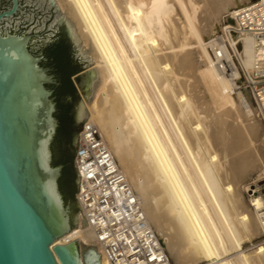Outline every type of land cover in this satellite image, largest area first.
Returning <instances> with one entry per match:
<instances>
[{
	"label": "bare ground",
	"instance_id": "6f19581e",
	"mask_svg": "<svg viewBox=\"0 0 264 264\" xmlns=\"http://www.w3.org/2000/svg\"><path fill=\"white\" fill-rule=\"evenodd\" d=\"M58 1L97 66L87 121L99 129L149 227L166 231L180 264H264L263 242L236 261L227 258L264 235V198L256 186L247 204L243 184L255 172L256 181L264 178V126L250 95L237 88V63L228 77L210 50L225 25L236 27V9L252 0ZM240 40L241 65L250 70L264 48L251 35ZM77 239H94L100 264H109L88 226L56 244Z\"/></svg>",
	"mask_w": 264,
	"mask_h": 264
},
{
	"label": "water",
	"instance_id": "95a60500",
	"mask_svg": "<svg viewBox=\"0 0 264 264\" xmlns=\"http://www.w3.org/2000/svg\"><path fill=\"white\" fill-rule=\"evenodd\" d=\"M13 3L12 10L0 16H9L2 29L12 33L0 35V264H81L78 239L56 244L77 227L81 214L77 200L74 208L65 203L59 188L62 166L53 164L66 133L56 135L59 123L53 96L60 109L68 103L70 90L65 85L54 88L53 94L49 86L57 83L42 63L47 58L60 80L69 73L50 47L66 37L67 54L79 71L71 76L79 119L72 132L74 169L78 133L90 116L87 108L98 72L88 58L90 47L82 51L74 25L55 0ZM10 8L11 0H0V13ZM76 174L78 193L80 175ZM87 226L82 216L81 229ZM82 256L84 264H100L97 247L89 246Z\"/></svg>",
	"mask_w": 264,
	"mask_h": 264
},
{
	"label": "built area",
	"instance_id": "2783aa9c",
	"mask_svg": "<svg viewBox=\"0 0 264 264\" xmlns=\"http://www.w3.org/2000/svg\"><path fill=\"white\" fill-rule=\"evenodd\" d=\"M232 19L236 27L225 25L210 50L219 70L228 77L236 69L233 60L237 63V88L250 95L256 116L264 126V58H257L250 70L244 69L239 49L240 38L248 35L256 40L257 47L264 48V0L236 9ZM233 34L237 39L231 45L229 39ZM233 81L238 80L234 77ZM78 141L75 169L80 184L76 200L109 264H173L162 240L147 224L99 129L86 121Z\"/></svg>",
	"mask_w": 264,
	"mask_h": 264
},
{
	"label": "trees",
	"instance_id": "16d2710c",
	"mask_svg": "<svg viewBox=\"0 0 264 264\" xmlns=\"http://www.w3.org/2000/svg\"><path fill=\"white\" fill-rule=\"evenodd\" d=\"M67 51L68 47L63 40L59 44H57L54 49H52L55 59L60 63H63L65 67L70 69L69 73H67L63 77V79H61L62 85L58 88H62L65 85H68L70 90V96L74 102L77 99V96L75 87L71 82V76L78 73L79 71L75 65L72 66ZM69 108L70 105L67 103L64 107H60V110L57 114V118L60 121V127L57 130V136H59L63 130H66V133L64 143L61 144L59 148V157L54 159L53 164L55 166H62V173L59 179V188L63 194L65 203H69L74 208V205L76 204L75 195L77 192V174L74 169L73 163L75 153H72L70 151L73 132V121L72 116L69 115Z\"/></svg>",
	"mask_w": 264,
	"mask_h": 264
},
{
	"label": "rangeland",
	"instance_id": "374dc122",
	"mask_svg": "<svg viewBox=\"0 0 264 264\" xmlns=\"http://www.w3.org/2000/svg\"><path fill=\"white\" fill-rule=\"evenodd\" d=\"M56 1H58V0H55V2ZM256 1H258V0H252V2H256ZM251 2V3H252ZM56 4L58 5V7H59V9H60V12L61 13H64V14H66V16H68V12H66V10L65 9H63L62 8V6H61V4L59 3V1L58 2H56ZM62 8V9H61ZM81 46H84L83 48H82V50L83 51H87L88 49H89V47H85V45H84V43L83 42H81ZM88 58H92L90 55H88ZM91 62H93V67H95L96 66V64H95V62H94V60H91ZM97 67V66H96ZM95 67V68H96ZM96 70H97V68H96ZM99 82H100V79H99V81L98 82H96L95 83V88H94V91H93V96H92V99L94 98V94H95V91H96V89H97V87H98V85H99ZM92 101V100H91ZM259 174V172H255V173H253L252 174V176H251V179L250 180H246L243 184H244V197H245V200H246V202H247V204H249V201H250V195H249V190H252V189H255V187L256 186H259V192L257 193V195H259L260 197H263L264 198V178H263V180H261V181H256V178H257V175ZM75 198H76V195H75ZM80 214L78 215V225H77V227H75V228H78V227H80V225H81V220H80ZM169 233V232H168ZM165 235H166V231H165V233L164 234H162V235H158L159 237H160V239L162 240V242H163V244H164V247L166 248V251H167V253L169 254V256H170V258H171V260H172V263L173 264H178L179 263V261L181 262V260H179L178 258H177V255L175 256V255H173L172 253H171V251H169V249H168V247H167V243H168V234H167V236L165 237ZM92 236V235H91ZM92 238V237H91ZM94 239H92V241H90V242H88L87 244H85V243H83V242H81V241H79L78 240V245H79V253H80V255H81V257L83 258V256H82V251L83 250H86L89 246H93V247H97L96 245H95V243H94V241H93ZM254 241L253 242H251V243H245V244H243L242 245V247L240 248V250H232V251H230L228 254H227V258H232L234 261H236L235 259L237 258V256L236 255H238L239 253H241L242 251V253H248L251 249H252V247L253 246H255V244L256 243H258V244H260L259 242L260 241H262V240H264V235L263 236H258V237H256L255 239H253ZM253 245V246H252ZM97 251H98V247H97ZM241 251V252H240ZM239 252V253H238ZM173 255V256H172ZM175 256V257H174ZM236 256V257H235ZM173 257H174V259H173ZM190 262V264H215L216 263V259L215 258H210V259H200V260H198V261H191V260H184V262L182 261V263L181 264H188L189 262ZM180 264V263H179Z\"/></svg>",
	"mask_w": 264,
	"mask_h": 264
},
{
	"label": "flooded vegetation",
	"instance_id": "af4514ba",
	"mask_svg": "<svg viewBox=\"0 0 264 264\" xmlns=\"http://www.w3.org/2000/svg\"><path fill=\"white\" fill-rule=\"evenodd\" d=\"M13 1L14 0H11V8L10 9H8V10H6V11H4V12H2V13H0V16H2L3 14H5V13H7V12H9V11H11L12 10V8H13V5H14V3H13ZM17 5H18V0H17ZM17 11V10H16ZM14 14V13H13ZM13 14H11L10 16H12ZM5 17H9V16H3L1 19H0V35H6V34H12V33H4L3 32V20H4V18ZM17 35V34H16ZM64 41L65 42V44L67 45V47H69L68 46V44H67V39H66V37H65V39H61L59 42H57V43H54V44H52L50 47L52 48V49H54L55 48V46L57 45V44H59L61 41ZM67 40V41H66ZM68 50H69V48H68ZM30 51L33 53V54H35L36 55V53H34L31 49H30ZM47 64H49V61L47 60V58H46V60H45V62H43L42 63V65L44 66V67H46V68H49L50 70H51V74L52 75H54V80L56 81V85H50L49 86V88H51V90L53 91V94H54V88H58V87H60L61 85H62V83H61V80L59 79V77H58V75L56 74V70L54 69V68H52L50 65H47ZM79 73V72H78ZM78 73H76V74H78ZM75 74V75H76ZM54 98H55V102H56V105H57V112H56V117H57V114H58V112H59V107H58V103H57V100H56V96H53ZM67 102H68V104L70 105V108H69V115L70 116H72V129L74 130L75 129V126L78 124V122H79V119H78V116L76 115V113H75V110H74V107H73V100H72V98L70 97L68 100H67ZM58 119V118H57ZM58 123H59V126H58V129H59V127H60V121H59V119H58ZM57 129V130H58ZM57 135V134H56ZM73 135V134H72ZM73 138V137H72ZM70 151L72 152V153H75V151H76V147H75V142L72 140L71 141V148H70Z\"/></svg>",
	"mask_w": 264,
	"mask_h": 264
}]
</instances>
